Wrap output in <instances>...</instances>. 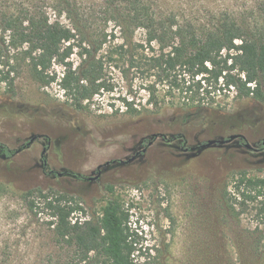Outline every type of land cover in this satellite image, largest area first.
<instances>
[{
  "label": "rangeland",
  "instance_id": "rangeland-1",
  "mask_svg": "<svg viewBox=\"0 0 264 264\" xmlns=\"http://www.w3.org/2000/svg\"><path fill=\"white\" fill-rule=\"evenodd\" d=\"M147 1L160 17L200 36L226 16L252 36L264 34V0ZM0 8L79 29L93 52L106 42L98 58L145 43L119 0H0ZM6 56L17 72L14 82H0V147L13 153L0 157V264L69 263L49 213L42 204L31 211L23 198L34 189L73 197L83 209L75 220L119 203L142 264H264V219L257 214L264 195L244 205L230 196L238 197L242 175L264 178V103L220 90L208 99L210 112L189 118L180 93L134 70L124 73L125 61L108 66L110 91L76 107L58 82L32 78L21 49L8 48ZM68 61L81 63L77 52ZM51 72L62 77L64 68ZM126 101L138 112H129ZM234 135L247 142L202 147Z\"/></svg>",
  "mask_w": 264,
  "mask_h": 264
},
{
  "label": "trees",
  "instance_id": "trees-1",
  "mask_svg": "<svg viewBox=\"0 0 264 264\" xmlns=\"http://www.w3.org/2000/svg\"><path fill=\"white\" fill-rule=\"evenodd\" d=\"M119 1L128 6L130 23L143 31L145 43L135 44L132 50L119 45L99 58L96 53L106 42H97L93 52L79 29L52 22L46 15L1 13L0 8V82H14L11 75L17 72L15 62L6 56L8 48H13L21 49L35 81L45 86L58 82L76 107L110 91L108 66L125 61L128 70H121L124 73L134 70L168 87L170 94L180 93L191 108L189 118L210 112L208 99L220 90L234 88L239 98L264 103V34L252 36L226 16L218 28L200 36L173 18L157 15L147 0ZM76 52L81 60L77 68L68 61ZM55 65L64 68L62 77L51 72ZM125 105L129 112H138L131 102ZM185 110L180 107L176 111ZM0 157L10 159L13 153L0 147ZM236 191L235 198L229 193L232 201L240 198L243 205L256 202L264 195V178L244 174ZM23 198L31 211L39 210L42 204L43 211L49 213L57 241L71 252L68 264H142L135 255L138 240L129 225V215L119 203L109 202L97 217L75 220V214L83 209L67 194L34 189ZM257 214L264 219V205Z\"/></svg>",
  "mask_w": 264,
  "mask_h": 264
},
{
  "label": "water",
  "instance_id": "water-1",
  "mask_svg": "<svg viewBox=\"0 0 264 264\" xmlns=\"http://www.w3.org/2000/svg\"><path fill=\"white\" fill-rule=\"evenodd\" d=\"M237 139H243L247 142L246 138L243 136V135H234V136H231L229 139L227 140H222V141H209L207 142L206 144H204L202 147L203 148H207V147H211L217 143L221 144V145H224V144H227V143H231ZM246 147L248 149H253V147L250 145V144H246Z\"/></svg>",
  "mask_w": 264,
  "mask_h": 264
},
{
  "label": "flooded vegetation",
  "instance_id": "flooded-vegetation-1",
  "mask_svg": "<svg viewBox=\"0 0 264 264\" xmlns=\"http://www.w3.org/2000/svg\"><path fill=\"white\" fill-rule=\"evenodd\" d=\"M243 142H246L245 140L241 139Z\"/></svg>",
  "mask_w": 264,
  "mask_h": 264
}]
</instances>
